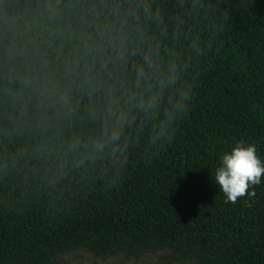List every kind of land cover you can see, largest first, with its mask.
<instances>
[{
  "label": "trees",
  "instance_id": "1",
  "mask_svg": "<svg viewBox=\"0 0 264 264\" xmlns=\"http://www.w3.org/2000/svg\"><path fill=\"white\" fill-rule=\"evenodd\" d=\"M143 3L163 24L138 16L131 27L184 58L189 110L163 148L131 147L114 185L99 170L51 184L22 77L61 74ZM237 142L264 161V0H0V264H52L84 242L102 254L117 235L145 234L192 243L199 264H264V174L235 203L212 177Z\"/></svg>",
  "mask_w": 264,
  "mask_h": 264
},
{
  "label": "clouds",
  "instance_id": "2",
  "mask_svg": "<svg viewBox=\"0 0 264 264\" xmlns=\"http://www.w3.org/2000/svg\"><path fill=\"white\" fill-rule=\"evenodd\" d=\"M122 11L123 19L104 26L86 56L70 58L61 74L22 77L35 100L32 131L40 137L39 156L53 185L89 170L114 185L127 170L130 148L142 139L163 148L189 110L193 85L185 79L184 58L131 27L138 16L162 26L159 10L143 3ZM14 131L23 134V125ZM262 174L255 145L237 142L220 155L212 177L226 202L235 203L254 195L250 187Z\"/></svg>",
  "mask_w": 264,
  "mask_h": 264
},
{
  "label": "rangeland",
  "instance_id": "3",
  "mask_svg": "<svg viewBox=\"0 0 264 264\" xmlns=\"http://www.w3.org/2000/svg\"><path fill=\"white\" fill-rule=\"evenodd\" d=\"M191 248L187 241L171 244L148 234L135 242L117 235L102 254L84 242L57 255L52 264H199Z\"/></svg>",
  "mask_w": 264,
  "mask_h": 264
}]
</instances>
